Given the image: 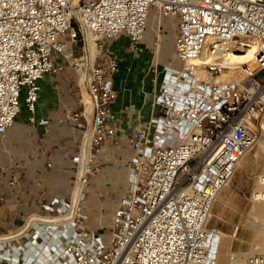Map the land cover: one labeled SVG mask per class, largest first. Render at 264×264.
<instances>
[{
    "label": "built area",
    "instance_id": "built-area-1",
    "mask_svg": "<svg viewBox=\"0 0 264 264\" xmlns=\"http://www.w3.org/2000/svg\"><path fill=\"white\" fill-rule=\"evenodd\" d=\"M152 8L158 20L178 19L174 56L180 66L162 68L155 94L160 114L131 135L127 187L105 226L107 236L87 226L82 202L91 161L115 136L118 58L109 42L125 34L136 49ZM250 40L259 43L250 64L224 63L232 45ZM65 63L84 70L77 85L81 109L64 111V119L83 131L73 190L68 200L54 198L42 205L44 212H32L18 228L0 233V264H217L221 236L208 228L209 216L264 120V0H0V136L21 112L22 91L34 113L38 80L59 74ZM229 70L244 79L201 77ZM86 136L89 158L80 174ZM15 170L8 182L13 193L20 184ZM239 259L232 252L229 264ZM247 260L264 264L262 257Z\"/></svg>",
    "mask_w": 264,
    "mask_h": 264
},
{
    "label": "crops",
    "instance_id": "crops-1",
    "mask_svg": "<svg viewBox=\"0 0 264 264\" xmlns=\"http://www.w3.org/2000/svg\"><path fill=\"white\" fill-rule=\"evenodd\" d=\"M177 34V17L163 16L158 20L152 8L136 49L131 48V40L125 34L109 42L118 58L114 74L118 96L111 106L115 114V136L105 140L100 155L92 159L94 171L83 186L82 202L87 226L99 233L107 234L105 226L127 187L129 162L133 156L132 133L160 114V109L154 105V96L162 75L157 76L153 66L160 72L165 65L180 66V60L174 56ZM77 53V57L83 54L80 45H77ZM78 77L66 63L59 74H46L39 81L34 114L24 107L25 90L22 91L21 112L0 136V194L4 195L0 203V233L18 228L32 212H44L42 205L54 198H70L77 170L74 157L79 154L83 131L64 119V111L81 109ZM30 117H34V121H30ZM48 162L51 166H47ZM15 167L20 184L13 193L8 182L10 169Z\"/></svg>",
    "mask_w": 264,
    "mask_h": 264
},
{
    "label": "rangeland",
    "instance_id": "rangeland-1",
    "mask_svg": "<svg viewBox=\"0 0 264 264\" xmlns=\"http://www.w3.org/2000/svg\"><path fill=\"white\" fill-rule=\"evenodd\" d=\"M75 50L77 56V46ZM74 67L72 65L76 75H83L82 66ZM239 74L240 71L237 75L244 78ZM263 175L264 128L261 124L255 145L243 156L230 182L218 193L209 216L208 228L221 236L217 264H229L232 252L238 253L241 264H248L249 256L264 259V236L260 233L264 231V220L258 218L257 203L253 199Z\"/></svg>",
    "mask_w": 264,
    "mask_h": 264
},
{
    "label": "bare ground",
    "instance_id": "bare-ground-1",
    "mask_svg": "<svg viewBox=\"0 0 264 264\" xmlns=\"http://www.w3.org/2000/svg\"><path fill=\"white\" fill-rule=\"evenodd\" d=\"M77 2H78V0H75V4H77ZM87 48H88L89 54L91 56H93L95 53V45H94L93 39L90 36L87 39ZM258 48H259V43L256 41L250 40V41L237 42L230 47L229 53L224 58V63L228 64L232 68L235 67L236 65H239V67H242V65L250 64V62L254 56V53ZM82 71H84V70H82ZM224 72L225 73L223 75H219L217 77H211L207 73H202L201 77L204 79L212 80L214 82H231V81L233 82V81H241L244 79V78L239 77L237 75V72H238L237 70H229V71H224ZM155 73L157 76H160V78H161L162 72L158 71ZM43 77H41L38 80V83ZM83 78H84L83 75H81L82 81H83ZM39 89H40V85H39ZM83 92H84V95H85V93L87 94L85 89ZM87 96H88V94H87ZM85 100H86V95H85ZM87 100H88L87 106H90L89 97H87ZM154 105L157 108H159L155 102V96H154ZM25 107L28 110L26 105H25ZM35 109H36V105H35ZM34 113H35V111H34ZM34 113L30 112V114H34ZM261 124H262V127L264 128V120L262 121ZM89 145H90V138H89V136H86L84 139V145H83L81 155H80V169H79L80 174H83V172L85 170V166H86L87 161H88L86 159V151L87 150L89 151ZM242 158H241V160H242ZM80 187H81L80 184H78L77 189L75 190V193H74V196L77 198L82 193ZM253 199L257 203V214H258L257 216H258V218L261 220L262 219L264 220V218H263V214H264V175L260 177L259 188L254 191ZM260 233H262V235L264 236V231L260 232ZM239 264H241L240 261H239Z\"/></svg>",
    "mask_w": 264,
    "mask_h": 264
}]
</instances>
